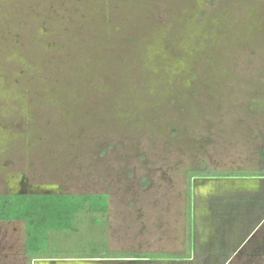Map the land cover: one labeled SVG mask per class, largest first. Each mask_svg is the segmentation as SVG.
Listing matches in <instances>:
<instances>
[{
    "label": "rangeland",
    "instance_id": "374dc122",
    "mask_svg": "<svg viewBox=\"0 0 264 264\" xmlns=\"http://www.w3.org/2000/svg\"><path fill=\"white\" fill-rule=\"evenodd\" d=\"M262 175L264 0H0V196L108 197L53 256L0 222V264H264L211 219L255 210Z\"/></svg>",
    "mask_w": 264,
    "mask_h": 264
},
{
    "label": "trees",
    "instance_id": "16d2710c",
    "mask_svg": "<svg viewBox=\"0 0 264 264\" xmlns=\"http://www.w3.org/2000/svg\"><path fill=\"white\" fill-rule=\"evenodd\" d=\"M107 198L105 194L3 195L0 196V222L24 221L27 230L26 253L33 259L43 258L42 255L47 253H53L51 254L53 256L55 251H49V233L74 228L75 214L84 210L86 206L104 212L107 209ZM96 250L98 249L93 245L88 257H84L87 253L79 250L68 251V256L64 254L65 252L56 254L69 259H89L95 255H102L94 253Z\"/></svg>",
    "mask_w": 264,
    "mask_h": 264
},
{
    "label": "crops",
    "instance_id": "0c3cea01",
    "mask_svg": "<svg viewBox=\"0 0 264 264\" xmlns=\"http://www.w3.org/2000/svg\"><path fill=\"white\" fill-rule=\"evenodd\" d=\"M262 188L264 189L263 186ZM262 199L258 204L253 205L255 210H248V214L240 213V211L238 214L230 212L228 219L232 223L233 230L229 232V238L224 240L225 247L231 245L234 252H239L245 245L250 247L258 243L259 246H264V198ZM244 203L248 205V202ZM249 204L251 203L249 202ZM235 218H241L242 221L238 223Z\"/></svg>",
    "mask_w": 264,
    "mask_h": 264
},
{
    "label": "flooded vegetation",
    "instance_id": "af4514ba",
    "mask_svg": "<svg viewBox=\"0 0 264 264\" xmlns=\"http://www.w3.org/2000/svg\"><path fill=\"white\" fill-rule=\"evenodd\" d=\"M233 175H230L229 177H230V179H232V178H234V179H236L237 178V176H234V177H232ZM242 178V177H241ZM250 178H253V179H258V180H260V181H262V183L264 182V175H262V176H258V177H256V176H254V177H248L247 179H250ZM242 179H244V178H242ZM264 184V183H263ZM264 193V192H263ZM44 194H50V193H44ZM11 195H22V196H30V195H37V194H28V193H25V192H23V191H21V192H19L18 194H11ZM264 197V196H263ZM214 209H216V208H214ZM217 210V209H216ZM219 210H221V209H219ZM219 210H217L218 211V215L217 216H219V217H217V219L218 220H215V219H213V216H212V223H213V225H215V228H216V230H213L212 229V236H213V240H216V236L217 235H219V237L221 236V238H222V240H223V238L226 236V235H228L229 234V232H230V230H231V228H232V223L230 222V220L228 219V217L225 215V216H221L220 217V211ZM232 213H235V212H233L232 211ZM214 228V227H213ZM218 232V233H217ZM217 233V234H216ZM224 236V237H223ZM227 237V236H226ZM226 237H225V239H226ZM224 239V240H225ZM223 244V243H222ZM220 248L222 249V250H224L225 252H227V247H225L224 245H222V246H220ZM224 252V253H225ZM122 261H124V262H126L125 264H134V260H130L129 258H120ZM118 260V261H121V260ZM45 261H48L49 260V258L48 259H44ZM80 259H64V261H62V264H67V263H69V262H72V261H79ZM97 261H99L100 263H98V264H108V262H110L111 260H109V259H106V258H100V259H96ZM232 260L234 261V259H231L229 262H228V264H233V263H231L232 262ZM50 261H54V260H50ZM68 261V262H67ZM108 261V262H107ZM112 261H114V260H112ZM67 262V263H66ZM103 262H107V263H103ZM57 264H59V263H57ZM164 264V263H163Z\"/></svg>",
    "mask_w": 264,
    "mask_h": 264
},
{
    "label": "water",
    "instance_id": "95a60500",
    "mask_svg": "<svg viewBox=\"0 0 264 264\" xmlns=\"http://www.w3.org/2000/svg\"><path fill=\"white\" fill-rule=\"evenodd\" d=\"M39 264H57V263L56 262L55 263H48L47 261H42ZM67 264H96V263H87V262H83V261H72V262H69Z\"/></svg>",
    "mask_w": 264,
    "mask_h": 264
}]
</instances>
